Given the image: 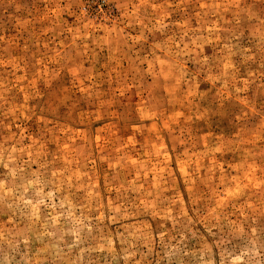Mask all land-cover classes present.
I'll list each match as a JSON object with an SVG mask.
<instances>
[{"label":"rangeland","instance_id":"obj_1","mask_svg":"<svg viewBox=\"0 0 264 264\" xmlns=\"http://www.w3.org/2000/svg\"><path fill=\"white\" fill-rule=\"evenodd\" d=\"M0 264H264V0H0Z\"/></svg>","mask_w":264,"mask_h":264}]
</instances>
